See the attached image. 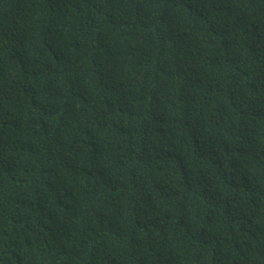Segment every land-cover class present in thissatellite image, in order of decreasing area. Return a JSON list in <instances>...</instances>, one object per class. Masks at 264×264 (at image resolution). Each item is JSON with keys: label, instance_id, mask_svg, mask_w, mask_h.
I'll list each match as a JSON object with an SVG mask.
<instances>
[{"label": "trees", "instance_id": "1", "mask_svg": "<svg viewBox=\"0 0 264 264\" xmlns=\"http://www.w3.org/2000/svg\"><path fill=\"white\" fill-rule=\"evenodd\" d=\"M0 264H264V0H0Z\"/></svg>", "mask_w": 264, "mask_h": 264}]
</instances>
